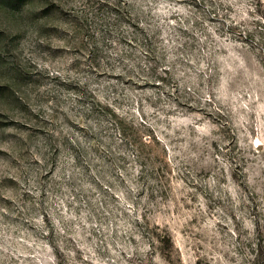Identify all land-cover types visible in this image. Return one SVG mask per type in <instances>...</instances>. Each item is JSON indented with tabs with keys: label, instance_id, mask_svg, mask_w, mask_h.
I'll use <instances>...</instances> for the list:
<instances>
[{
	"label": "rangeland",
	"instance_id": "rangeland-1",
	"mask_svg": "<svg viewBox=\"0 0 264 264\" xmlns=\"http://www.w3.org/2000/svg\"><path fill=\"white\" fill-rule=\"evenodd\" d=\"M0 264H264V0H0Z\"/></svg>",
	"mask_w": 264,
	"mask_h": 264
}]
</instances>
